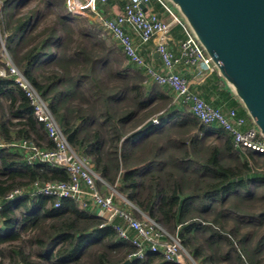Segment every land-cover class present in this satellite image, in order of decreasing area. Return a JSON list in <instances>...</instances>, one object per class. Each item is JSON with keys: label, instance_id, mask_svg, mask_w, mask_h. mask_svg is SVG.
<instances>
[{"label": "trees", "instance_id": "1", "mask_svg": "<svg viewBox=\"0 0 264 264\" xmlns=\"http://www.w3.org/2000/svg\"><path fill=\"white\" fill-rule=\"evenodd\" d=\"M104 32L100 22L74 16L66 0H0V67L7 53L49 102L73 149L199 264H264V156L200 121ZM222 87L214 72L198 89L211 105L248 118ZM25 140L54 148L24 89L0 75V144ZM69 179L64 168L31 164L24 152L0 146V264H124L133 244L74 200L5 202L35 181ZM127 264L175 263L148 253Z\"/></svg>", "mask_w": 264, "mask_h": 264}, {"label": "built area", "instance_id": "2", "mask_svg": "<svg viewBox=\"0 0 264 264\" xmlns=\"http://www.w3.org/2000/svg\"><path fill=\"white\" fill-rule=\"evenodd\" d=\"M109 0H66L74 16L92 18L102 24L107 33L120 45L129 61L144 67L148 75L157 83L167 86L174 93V100L190 105L193 114L204 124H216L230 133L235 144L256 151L264 156V138L256 128L248 126L249 119L239 115L236 108L224 110L207 102L196 88L207 76L215 72L211 58L196 38L187 30L180 18L172 12L164 0H122V11L114 17L105 15V9L98 3ZM159 3L163 7L161 15L154 7ZM146 7V9L144 8ZM180 24L185 31V38L180 42V55L170 48L168 41L172 26ZM139 42L136 41V37ZM155 42L163 69L159 70L146 62L141 54V46ZM5 67L0 68V75L10 74L21 86L29 98L36 119L41 122L54 148H42L31 141L1 143L25 153L29 163H43L52 167H61L68 171V181H35L30 187L13 190L5 197V202H13L26 197L40 195L54 199V206L60 207L65 199L74 200L80 207L86 208L104 219L101 227L110 225L134 246L128 255L132 258H144L148 253L162 254L175 264H199L184 247L179 238L167 231L161 224L142 213L139 208L122 195L116 186L109 185L92 168L90 160L78 154L71 146L63 129L56 120L49 102H47L13 64L7 53H3ZM201 65L206 75L200 79H188L176 70L180 64ZM158 123V119H153ZM104 184L103 193L97 181ZM4 205L0 201V210ZM134 210L142 213L143 218L135 215Z\"/></svg>", "mask_w": 264, "mask_h": 264}, {"label": "water", "instance_id": "3", "mask_svg": "<svg viewBox=\"0 0 264 264\" xmlns=\"http://www.w3.org/2000/svg\"><path fill=\"white\" fill-rule=\"evenodd\" d=\"M164 1L264 138V0ZM153 123L150 119L141 128Z\"/></svg>", "mask_w": 264, "mask_h": 264}, {"label": "crops", "instance_id": "4", "mask_svg": "<svg viewBox=\"0 0 264 264\" xmlns=\"http://www.w3.org/2000/svg\"><path fill=\"white\" fill-rule=\"evenodd\" d=\"M110 4L111 5H109L106 9L104 8L105 9V15L109 16V17L110 16L114 17L115 15H117L118 13H120L122 11L124 2L122 0H112ZM156 4L154 5L155 9L157 11H159L162 16L168 17L165 13H163V11H162V9H160V7L156 6ZM185 36H186V34H185V31H184V28L182 25L175 24L172 26L171 33H170V39L168 41V44H169L170 48H172L178 55H180V51H181L180 42L182 39L185 38ZM135 37H136V41L139 42V39L137 38V36H135ZM140 48H141V54L143 55L146 62H148L149 64H151L152 66H154L155 68H157L159 70L163 69L162 60H161L158 52L156 51L155 42H150L149 44L142 45ZM176 70L179 73H181L182 75H184L185 77H187L188 79H200L201 77L206 75V71L201 65H186V64L182 63L176 67ZM208 77H210V76H207L200 84H198L196 86V88L198 89V87L200 85H203L206 82ZM221 82L223 84L222 89L229 92L226 88V85L222 81V79H221ZM236 102L238 103L237 100H236ZM226 110H229V108ZM249 125L252 126L251 121H249L248 126Z\"/></svg>", "mask_w": 264, "mask_h": 264}, {"label": "rangeland", "instance_id": "5", "mask_svg": "<svg viewBox=\"0 0 264 264\" xmlns=\"http://www.w3.org/2000/svg\"><path fill=\"white\" fill-rule=\"evenodd\" d=\"M104 37H105L106 41H107L109 44L115 42V39H114L109 33H107V32H104ZM0 68H3V66L0 67ZM0 261H1V259H0ZM50 264H51V263H50Z\"/></svg>", "mask_w": 264, "mask_h": 264}, {"label": "bare ground", "instance_id": "6", "mask_svg": "<svg viewBox=\"0 0 264 264\" xmlns=\"http://www.w3.org/2000/svg\"><path fill=\"white\" fill-rule=\"evenodd\" d=\"M196 117V116H195Z\"/></svg>", "mask_w": 264, "mask_h": 264}]
</instances>
